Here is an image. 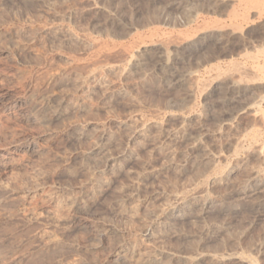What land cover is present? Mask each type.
I'll use <instances>...</instances> for the list:
<instances>
[{"label": "rangeland", "instance_id": "1", "mask_svg": "<svg viewBox=\"0 0 264 264\" xmlns=\"http://www.w3.org/2000/svg\"><path fill=\"white\" fill-rule=\"evenodd\" d=\"M193 2L0 0V264H264V15Z\"/></svg>", "mask_w": 264, "mask_h": 264}, {"label": "bare ground", "instance_id": "2", "mask_svg": "<svg viewBox=\"0 0 264 264\" xmlns=\"http://www.w3.org/2000/svg\"><path fill=\"white\" fill-rule=\"evenodd\" d=\"M178 1V0H177ZM198 0H195V2H193V4H196L197 6L196 7H194V11H193V9H192V11L188 8V11L185 13V16H184V14H182L183 16V19H184V17H185V20L183 21V22H186L187 24H194V23H196V22H198V20L200 19V18H202V17H204V18H206V14H212V13H214V14H216V13H221L222 11H225L226 12V15H227V17L229 18V20L231 21V24L229 23H227V24H224V23H222V22H220L221 21V19H219L220 17H218V19H219V21H218V19L215 17V19L216 20H214V21H211V22H209V21H206V20H203V23L202 24H198L197 26H196V31H195V33H198V32H200V33H203L204 31H207V30H209L210 31V29L212 30V29H215V30H225V27H227L228 25H230V26H233L232 28H234V29H236L237 27V29L236 30H238L239 31V29L241 30L242 28H240L239 27V25L242 23V22H244L245 23V21L247 22L248 21V19L250 18V16H252V14L250 15V11H252V9H254V11L255 10H257L256 12H258V14L260 15V16H262V15H264V0H204V2L202 3V1H200V2H197ZM191 2V1H190ZM176 3V2H175ZM189 3V2H188ZM187 3V4H188ZM173 4V3H172ZM190 5V4H189ZM192 6H195V5H192ZM169 7V6H168ZM181 7V6H180ZM179 8V7H178ZM177 8V9H178ZM184 9V8H183ZM172 10H174V9H172ZM179 10H182V8L181 9H179ZM158 11V10H157ZM161 11V10H160ZM163 12V14H160V16L161 15H164L165 14V16H166V14H172V12H170L169 11V8L168 9H166V7H165V10H163L162 11ZM155 13H156V11H155ZM157 14H159L158 12H157ZM174 14V13H173ZM222 14V13H221ZM255 14H257V13H255ZM218 16H220V14L218 15ZM254 16V15H253ZM252 16V17H253ZM255 16H257V15H255ZM164 17V16H163ZM175 17V16H174ZM172 15H171V22H172V19L174 18ZM211 17V16H210ZM214 17V16H213ZM208 18V17H207ZM257 18V17H256ZM260 18V17H259ZM224 19V18H223ZM174 20H177V19H173V21ZM210 20V19H209ZM226 20V19H225ZM250 20V19H249ZM155 21V20H154ZM170 21V20H169ZM157 22H163V21H160V20H158L157 19ZM177 22V21H176ZM181 22V21H180ZM263 22H264V20H263ZM156 23V22H155ZM179 23V22H178ZM150 24V23H149ZM167 24V23H166ZM170 24H172V23H170ZM174 24V23H173ZM176 24V23H175ZM174 24V25H175ZM183 24V23H182ZM186 24V25H187ZM245 24H247V23H245ZM264 24V23H263ZM150 25H152V24H150ZM159 25L160 24H158V25H155V26H158V27H155L154 25H152V26H154L155 28L151 31V34H150V36H148V37H142V36H140L139 38H137L136 40L137 41H139V44L140 43H142V42H145L146 41V39L147 38H149V40L151 39H153L154 40V38H155V36H158L159 37V32H160V29L161 28H159ZM163 25V24H162ZM179 25V24H178ZM181 25V24H180ZM241 26V25H240ZM150 27V26H149ZM165 27V26H164ZM168 27V26H167ZM181 27V26H180ZM185 27V26H184ZM189 27H190V25H189ZM229 27V26H228ZM236 27V28H235ZM242 27V26H241ZM174 27H172V29H173ZM169 29V28H168ZM171 29V28H170ZM186 29V28H185ZM195 29H193V30H195ZM263 29V28H262ZM150 30V29H149ZM191 30V29H190ZM230 30V29H229ZM232 30V29H231ZM236 30H234L233 32H236ZM264 30V29H263ZM164 31V30H163ZM175 31V30H174ZM185 31V30H184ZM187 32L189 31V29L188 30H186ZM260 31V30H259ZM223 32V31H222ZM64 33V32H63ZM194 33V32H193ZM206 33V32H205ZM220 33V32H219ZM239 33V32H238ZM263 33V32H262ZM137 34H138V32H137ZM163 34H165V36H166V39H164V41H162V43L164 44V45H166V46H168L170 43H172L173 41H172V35H174L173 34V31L171 30V31H169L168 30V32L166 31V33H163ZM225 34V33H224ZM236 34V33H235ZM240 34V33H239ZM134 34H132V36H133ZM145 35V34H144ZM162 35V34H161ZM178 35V34H177ZM196 35V34H195ZM195 35L194 34H192V33H188V34H183V33H181L180 34V36H181V38H180V36L178 37L177 36V38H179V39H181L182 41H187V40H191V39H194V37H195ZM198 35H199V33H198ZM197 36V35H196ZM162 37V36H161ZM200 37V36H199ZM199 37H197V38H199ZM202 37V36H201ZM228 37V36H227ZM116 38V37H115ZM133 38V37H132ZM218 38V37H217ZM226 38V37H225ZM258 38H260V37H258ZM88 38H86V40H87ZM219 39V38H218ZM256 39V38H255ZM133 40V39H132ZM217 40V39H216ZM240 40V39H239ZM257 40V39H256ZM90 41H92V40H90ZM136 41V42H137ZM177 41H178V39H177ZM195 41V40H194ZM94 42V41H93ZM101 42V41H100ZM99 42V43H100ZM135 40H133V42H132V44L134 45L135 43ZM151 42H153V41H151ZM219 42H221L220 40H219ZM236 42V41H235ZM248 42V41H247ZM131 43V42H130ZM138 43V42H137ZM194 43V42H193ZM196 43V42H195ZM194 43V44H195ZM203 43V42H202ZM233 43V42H232ZM114 44V43H113ZM139 44L137 45V47L139 48L140 46H139ZM147 44V43H146ZM180 44V43H179ZM182 44V43H181ZM187 44V43H186ZM214 44V43H213ZM219 44V43H218ZM217 44V45H218ZM243 44V43H242ZM142 45V44H141ZM145 45V44H144ZM143 45V46H144ZM215 45V44H214ZM251 45V44H250ZM249 45V46H250ZM254 45V44H253ZM101 46V45H100ZM119 46V45H118ZM146 46V45H145ZM150 46V45H149ZM165 46V47H166ZM172 46V45H171ZM213 46V45H212ZM260 46V45H259ZM120 47V46H119ZM123 48H125V46H122ZM129 47V46H128ZM131 47H133V46H131ZM216 47V46H215ZM221 47V46H220ZM123 48H121V49H123ZM126 48H127V46H126ZM218 48V47H217ZM216 48V49H217ZM249 48V47H248ZM260 48V47H259ZM93 49V48H92ZM131 49V48H130ZM100 50V49H99ZM213 50V49H212ZM218 50H220L219 52H221V51H224V50H222L221 48H218ZM230 50V49H229ZM259 50V49H258ZM113 51H114V49H113ZM123 51V50H122ZM145 51V50H144ZM150 51V50H149ZM159 51V50H158ZM240 51V50H239ZM261 51V50H260ZM263 51V50H262ZM124 52V51H123ZM218 52V51H217ZM259 52V51H258ZM257 52V53H258ZM108 53H110V52H108ZM128 53H129V51H128ZM195 53V52H194ZM130 54V53H129ZM141 54V53H140ZM163 54V53H162ZM161 53H157L156 51H155V53L154 54H150V53H143V56H142V54H141V59H140V61H139V63L138 64H140V65H142V66H144V65H150V63H153V65H155L156 66V69L158 68L159 70H161L163 73H165V74H171L172 75V79H179V77H178V74H179V72H178V74L176 73V72H174V71H172L173 70V68L174 67H172L171 66V63H170V61H166V62H164V61H162L161 60V58L163 57V55H162ZM165 54V53H164ZM190 54V53H189ZM226 54V53H225ZM205 55V54H204ZM263 55H264V53H263ZM139 56V55H138ZM206 56V55H205ZM227 56V55H226ZM244 56V55H243ZM252 56V55H251ZM114 57V56H113ZM207 57V56H206ZM253 57V56H252ZM165 58H167V57H165ZM189 58V57H188ZM251 58V57H250ZM255 58V57H254ZM164 59V58H163ZM215 59V58H214ZM251 59H253V58H251ZM258 59H259V56H258V58H257V61H258ZM136 60H138V59H136ZM255 61H256V58L254 59ZM112 61V60H111ZM254 61V62H255ZM115 62V61H114ZM122 62V61H121ZM136 62V61H135ZM205 62H207V61H205ZM204 62V63H205ZM231 62V61H230ZM233 62V61H232ZM231 62V63H232ZM252 62H253V60H252ZM259 62V61H258ZM262 62V61H261ZM129 63V62H128ZM210 63V62H209ZM113 64H115V63H113ZM131 64V63H130ZM217 64V63H216ZM216 64H212V67L213 66H215ZM233 64V63H232ZM245 64V65H244ZM152 65V64H151ZM230 65V64H229ZM233 65H235V64H233ZM239 65V64H238ZM243 65L244 66H246V63H243ZM254 65V64H253ZM264 65V64H263ZM262 65V66H263ZM138 67H139V65H137ZM241 68H239L236 72H238V73H236L235 75H239L238 76V80L240 79L239 77H244V75L246 74V71H245V69H244V67L242 66V64L241 65H239ZM239 66H237V67H239ZM217 67V66H216ZM231 67V66H230ZM235 67V66H234ZM234 67H232L231 69L233 70V68ZM258 67V65L256 66V68ZM259 67H261V66H259ZM141 68V67H140ZM209 68V67H208ZM211 68V67H210ZM250 68V67H249ZM249 68H247V69H249ZM264 68V66L262 67V69ZM219 69V68H218ZM217 68L216 69H212V70H218ZM258 69V68H257ZM210 70V69H209ZM232 70L230 71V73L232 72ZM264 70V69H263ZM250 71V70H249ZM249 71H247V73L249 72ZM227 72H229V71H227ZM226 72V73H227ZM162 73V74H163ZM218 73V72H217ZM219 73H221L220 71H219ZM225 73V74H226ZM253 73V72H252ZM181 74V73H180ZM221 74H223V72L221 73ZM220 74V75H221ZM216 75H219V74H216ZM234 74H233V76H235ZM224 76V74L222 75V77ZM226 76V75H225ZM233 76H232V78H233ZM248 76H250L249 74H248ZM247 76V77H248ZM255 76V75H254ZM213 77V76H212ZM221 77V76H220ZM230 77V76H229ZM247 77H245L244 79L245 80H247L246 78ZM252 77H253V75H252ZM214 78V77H213ZM226 78V77H225ZM235 78V77H234ZM235 78V79H236ZM254 78L255 77H253V80H254ZM1 79V78H0ZM251 79V78H250ZM181 80V79H180ZM242 79H240L239 81L240 82H242V81H245V80H242ZM214 81H216V80H214ZM230 82V81H229ZM47 85V84H46ZM27 87V86H26ZM215 87V86H214ZM223 87V86H222ZM239 87V86H238ZM243 87V86H242ZM234 88V87H233ZM237 88V87H236ZM232 89V88H231ZM225 90V89H224ZM220 91V90H219ZM232 91H235V90H232ZM33 92V91H32ZM224 92V91H223ZM230 92H231V90H230ZM253 92V91H252ZM225 94V93H224ZM233 94V93H232ZM234 94H238V93H234ZM231 95V94H230ZM228 96H229V94H228ZM232 96V95H231ZM38 97V96H37ZM226 98L227 96H224L223 95V98ZM230 97V96H229ZM33 99V98H32ZM264 99V98H263ZM219 100V99H218ZM247 103V102H246ZM261 103V102H260ZM49 104V103H48ZM59 104V103H58ZM214 104V103H213ZM255 104V103H254ZM215 105V104H214ZM259 105V104H258ZM2 108V107H1ZM252 111V110H251ZM255 114V113H254ZM11 116V115H10ZM252 116V115H251ZM240 118V117H239ZM30 119V118H29ZM261 119V118H260ZM188 120V119H187ZM4 123V122H3ZM256 123V122H255ZM5 124H7V123H5ZM2 126V125H1ZM6 127V126H5ZM1 129V128H0ZM3 129V128H2ZM257 134H258V132H257ZM253 138V137H252ZM245 139V138H244ZM18 140H20V139H18ZM17 140V141H18ZM183 141V140H182ZM242 141V140H241ZM251 141V140H250ZM200 143V142H199ZM257 145V144H256ZM240 146V145H239ZM260 146V145H259ZM242 147V146H241ZM240 147V148H241ZM250 147V146H249ZM248 148V147H247ZM254 151V150H253ZM257 151V150H256ZM256 151H255V153H256ZM9 153H14V152H16V150H11V151H8ZM258 152V151H257ZM262 152V151H261ZM3 153V152H2ZM37 153V152H36ZM263 153V152H262ZM23 154V153H22ZM26 154V153H25ZM27 155V154H26ZM255 155V154H254ZM257 155V154H256ZM31 156V155H30ZM12 157V156H11ZM263 159V158H262ZM233 167V166H232ZM261 170V169H260ZM223 173V172H222ZM231 173V171H228V172H226V174L227 175H229ZM263 173H264V171H263ZM262 174V171H255V177L256 178H258L257 180H259L260 178H259V176ZM220 175H222V174H220ZM220 175H218L219 177H220ZM264 175V174H263ZM222 177V176H221ZM220 177V178H221ZM254 177V176H253ZM216 178H218V177H216ZM219 178V179H220ZM224 179V178H223ZM253 179H255V178H253ZM222 180V179H221ZM220 180V181H221ZM218 182V181H217ZM224 182V181H223ZM254 185H255V183H254ZM253 185V186H254ZM199 187V186H198ZM205 187V186H204ZM259 187V186H258ZM257 188V187H256ZM256 188H254V189H256ZM200 189V188H199ZM198 189V190H199ZM94 190V189H93ZM203 192H204V190L203 189H201V190H199L198 191V198H199V200L203 203V206L204 207H209L210 205H211V203L214 201L213 200V198L210 196V195H208V194H203ZM254 192H256L255 190H251V189H249L248 188V186H246L245 187V189L243 190V193H245V194H254ZM53 195V194H52ZM50 196V195H49ZM51 200V199H50ZM1 203V202H0ZM77 203V202H76ZM194 204V203H193ZM55 205V204H54ZM59 207V206H58ZM75 212V211H74ZM52 213V212H51ZM56 214V213H55ZM72 214V213H71ZM75 215V214H74ZM53 219H54V217H52ZM29 219V218H28ZM38 220V219H37ZM95 231V230H94ZM96 232V231H95ZM148 234H149V232H148ZM17 239H19V238H17ZM40 239H41V237H40ZM48 239V238H47ZM20 240V239H19ZM42 240V242L41 243H43V239H41ZM40 240V241H41ZM45 240V239H44ZM49 240V239H48ZM52 240V239H51ZM37 241V240H36ZM44 247L42 248V252L44 251V250H49V249H55L56 247H58V246H60L61 244L59 243V242H45L44 241ZM38 246V245H37ZM59 248V247H58ZM4 250V249H3ZM53 251V250H52ZM119 251V250H118ZM23 252V251H22ZM54 252V251H53ZM119 253V255L121 256V258H124L123 257V254L121 253V252H118ZM43 254H44V252H43ZM39 257H41V256H39ZM130 257V256H129ZM13 258V257H12ZM30 258V257H29ZM33 259V258H32ZM36 259V258H35ZM215 259H216V257H215ZM5 260V259H4ZM14 260V259H13ZM127 260V259H126ZM247 260V259H246ZM3 261V260H2ZM34 261V260H33ZM214 261V260H213ZM37 262H38V260H37ZM8 263V262H7ZM28 263V262H27ZM30 263V262H29ZM60 263V262H59ZM195 263V262H194ZM216 263V262H215ZM16 264V263H15ZM56 264V263H55Z\"/></svg>", "mask_w": 264, "mask_h": 264}]
</instances>
